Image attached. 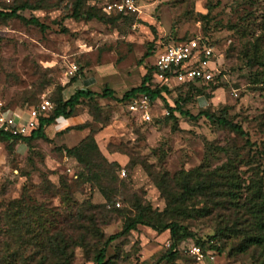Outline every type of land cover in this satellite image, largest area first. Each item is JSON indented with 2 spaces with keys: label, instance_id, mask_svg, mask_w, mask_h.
Masks as SVG:
<instances>
[{
  "label": "rangeland",
  "instance_id": "1",
  "mask_svg": "<svg viewBox=\"0 0 264 264\" xmlns=\"http://www.w3.org/2000/svg\"><path fill=\"white\" fill-rule=\"evenodd\" d=\"M115 1L81 0V9L105 14L102 9ZM76 2L80 0H0L3 9L22 3L39 8L18 15L35 17L46 27L42 32L18 18L0 19L4 109L23 113L42 100L54 105L78 90L100 94L104 87L115 97L83 102L72 118L45 128L46 140L32 141L31 148L0 140V249L8 251L7 263L25 264L33 256L30 264H63L56 252L62 239L78 243L68 250L69 264H94L104 240L122 229L119 212L133 215L138 200L165 211L166 199L172 203L181 193L183 177L200 166L208 174L232 175L251 189L260 180L264 190V0H133L137 11L108 16L112 24L68 19ZM192 38H203L215 49L221 77L213 90H171L166 104L174 107L179 97L187 98L184 111L192 116L207 112L239 125L250 145L203 116L193 121L174 113V120L160 100L151 104L149 121L119 101L140 85L155 54L174 41ZM72 67L77 71L70 75ZM89 136L108 162V155H116L119 170L104 172L94 153H82L80 164L64 152ZM130 159L133 169L126 167ZM249 197L245 192L242 200ZM214 204L201 198L182 206L185 215H172L171 207L165 212L166 222H179L192 236L179 243L177 259L159 264H264V248L239 251L243 241L227 230L236 216ZM35 206L49 211L44 217L49 237L58 239L48 242L46 255L38 252V241L27 251L21 246L27 217L37 219L31 211ZM194 245L206 255L201 262L189 252ZM169 246V232L138 226L108 247L105 262L158 264Z\"/></svg>",
  "mask_w": 264,
  "mask_h": 264
},
{
  "label": "trees",
  "instance_id": "2",
  "mask_svg": "<svg viewBox=\"0 0 264 264\" xmlns=\"http://www.w3.org/2000/svg\"><path fill=\"white\" fill-rule=\"evenodd\" d=\"M72 6H73L72 14L67 18L75 21L96 20L104 24H112V22L108 20V16L114 15V18H119V17L121 18L129 14H132L131 12L118 13L116 11L106 13L104 11V8L102 10L106 15L100 14V12L96 11L95 9H87L82 11L81 0L80 2H76ZM25 10L37 11L39 10V8L31 7L28 3H22L21 5L12 6L11 8H7V9L0 8V19L18 18L24 21L27 25L36 26L42 32L45 31L46 27L43 24H41L37 18L31 17L30 19L25 20L24 18L18 15V12ZM62 32H66V29H62ZM187 40L190 39L177 40L174 41L173 43L184 42ZM202 40L205 41L207 45H209L215 51V49L212 47L211 44H209L203 38ZM220 77H221V72H219V74H216L212 81L201 83L198 86L193 84H185L176 87H169L164 84L159 85L155 81L154 68L152 65L149 71L142 78L140 85L136 88L127 91L119 101L127 104L132 99L136 98L139 95L146 96L150 100L151 104L157 100H160L165 104L170 117L173 118L174 120H176L175 117L173 116L174 113H178L181 117H185L193 121L203 116L206 120L210 121L211 123H215L220 127L226 128L232 131L241 139H245L246 145H250V142L247 138L248 135L243 131V129L239 125L233 124L232 122L224 118L215 117L213 114H209L207 112H201L197 116H192L187 111H184L182 109V105L187 103V98L179 97L178 101L174 103L175 105L174 107H171L166 104L165 97L171 90L177 88H183L194 92H199L205 89L213 90L216 88ZM96 97L99 99L115 100L114 92L108 87H104L100 94L88 90H78L66 101H63L61 98L57 99L54 105H52L53 106L52 111L50 110L46 112H39L36 119L37 127L33 129L28 135H12L10 133L0 131V140L6 143H10L12 141L15 142L20 141L25 143L28 148H31L30 143L32 141L39 139L46 140V136L44 132L45 128L54 125L57 120H61V119L67 120L69 118H72L78 106L83 104V102L94 101ZM31 108L34 107H29L27 109L30 110ZM96 108H99L98 105ZM48 112H51V114L49 115ZM20 113H22V110L18 111L17 114ZM80 129L81 127H78L75 130H80ZM68 131L69 129H66V132ZM64 152L68 156L74 158L80 164L81 163L83 164L84 162V158L81 156L82 153L97 154V156L101 158L102 163L100 164V168L104 172L112 171L113 169L119 170L121 168V165L119 163L108 162L105 159V157H103L92 136H89L83 141H81V143L76 147H73L71 149L65 148ZM131 162L132 161L130 159L126 167H130L133 169L135 164L133 165ZM140 165L143 169L146 170L148 176L151 177V174L146 168L147 165L145 166L144 163ZM215 175H217V172L208 174L205 171V168L202 166L198 167L197 169H194L193 171H190L187 175L183 177L181 181V185H180L181 193L174 197L172 203L168 199H166V210L163 212H159L158 210L152 209L149 203L144 202L142 200H138L135 203L133 208V212H134L133 215L119 212L121 217L124 219V223L121 231L117 234L109 236L104 240L101 248L98 250L94 258L93 263L106 264L105 257L108 247L116 240L129 235L132 231H135L138 226L150 228L157 233L169 232L170 235L169 250L158 259L157 263L159 264L164 261L166 262L174 261L175 259H177L178 256L177 247L179 243L191 238L192 233L189 231V229L186 226L179 224V222L177 221L166 222L163 219V216L170 207H171L172 215L182 216L184 214L182 212L183 205L187 203L189 204V202L191 203L201 198L208 201L215 200L214 205H218L221 207V210L223 209L229 211L232 215L236 216L234 223L227 230L229 231L230 235L239 237L243 241V243L238 247L240 252L249 250L252 247L258 249L264 248V190H263L262 182L260 180L255 181L252 190L250 186L243 187V185H241L240 182H238L236 179L234 180V177H232V175H220V176L218 175L215 176ZM245 192H250V197L247 200H242ZM216 199L220 200V202L217 203ZM23 204L25 203H22V205ZM21 209H25V206H22ZM31 211H33V213L35 214L34 215L35 217L37 216V219L34 220V218L30 215L27 217L26 219L27 222L24 225L26 229L23 231L22 234L24 235L22 237V240L25 241H22L21 246L25 247V251H27V248L32 247V244L38 241L40 247V248L37 247L38 252H43L45 254V252L47 253L48 250V245H47L49 244L48 242H52L53 244V242L58 241V239H55L53 241V238L49 237L50 231L47 227V221L46 219H44V217H46L49 211L47 209H44L42 206L39 207L35 206L34 208H32ZM199 212L200 213L203 212V214L206 213V215L208 214L207 211H203V210ZM239 215L242 216L239 217ZM240 224L244 226L241 228L239 227L241 226ZM31 225L33 226L35 225V229H32L33 226ZM2 233L6 234V232H2ZM5 234H3V236ZM60 241L63 247L57 246L56 252L59 256L64 258L63 264H69L70 259L72 258V254L68 253V250L70 249L71 246H76L78 243L77 241L66 242L65 240L62 239ZM11 242L15 244L18 243L17 241H11ZM196 246L200 247V245H196ZM7 253L8 251L5 249V247L4 248L2 247L0 249V255L2 254L4 255L0 259V264H11V262L8 263L6 262L7 257H5V255H7ZM32 258L33 256L28 258L29 260L27 262L29 264H30V259L31 262H33ZM26 259L27 258H24V261ZM193 259L196 260L194 256ZM44 262H45L44 260H41L39 261V264H44Z\"/></svg>",
  "mask_w": 264,
  "mask_h": 264
},
{
  "label": "built area",
  "instance_id": "3",
  "mask_svg": "<svg viewBox=\"0 0 264 264\" xmlns=\"http://www.w3.org/2000/svg\"><path fill=\"white\" fill-rule=\"evenodd\" d=\"M104 11L106 13L112 11L135 13L137 9L133 0H119L108 3ZM154 57V79L159 85L176 87L193 84L198 86L201 83L212 81L215 75L219 74L215 51L202 38H193L167 45L159 55L155 54ZM76 71L77 68L72 67L70 75ZM126 105L131 113L139 115L145 121H149L151 103L146 96L139 95ZM3 107L0 103V131L12 135H28L37 127L38 113L52 110V105L47 100H42L37 109L31 108L21 115ZM189 252L197 262H201L206 258V255L198 246H192ZM209 259L213 260L214 258L210 256Z\"/></svg>",
  "mask_w": 264,
  "mask_h": 264
},
{
  "label": "crops",
  "instance_id": "4",
  "mask_svg": "<svg viewBox=\"0 0 264 264\" xmlns=\"http://www.w3.org/2000/svg\"><path fill=\"white\" fill-rule=\"evenodd\" d=\"M125 94V93H124ZM70 119V118H69ZM68 120V119H67ZM50 127V126H49ZM48 128V127H47ZM71 149V148H70ZM116 157V155L115 154H113V155H108V158L111 160L110 162H117V163H119V164H121V162L120 161H118V159H116L115 158Z\"/></svg>",
  "mask_w": 264,
  "mask_h": 264
}]
</instances>
